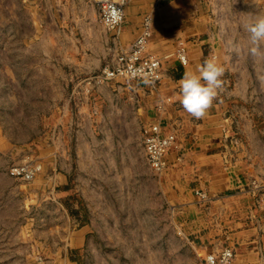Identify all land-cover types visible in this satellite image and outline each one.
<instances>
[{
    "label": "crops",
    "instance_id": "obj_1",
    "mask_svg": "<svg viewBox=\"0 0 264 264\" xmlns=\"http://www.w3.org/2000/svg\"><path fill=\"white\" fill-rule=\"evenodd\" d=\"M261 14L264 0H127L120 27L108 29L93 0H0V100L11 108L4 119L13 147L5 150L35 149L44 166L61 154V144L77 147L83 135L89 149L97 134L120 144L141 141L154 122L173 128L176 142L159 177L204 254L230 246L232 264H264V203L248 164L258 136L246 106L252 81L237 68L239 46H251L244 26ZM145 15L152 22L147 50L161 60V82L150 87L122 77L98 81L112 53L138 34ZM179 42L185 65L176 55ZM209 58L225 69L223 90L196 119L180 103L179 81ZM236 131L245 147L228 159L223 136ZM195 189L208 199L200 201Z\"/></svg>",
    "mask_w": 264,
    "mask_h": 264
},
{
    "label": "rangeland",
    "instance_id": "obj_2",
    "mask_svg": "<svg viewBox=\"0 0 264 264\" xmlns=\"http://www.w3.org/2000/svg\"><path fill=\"white\" fill-rule=\"evenodd\" d=\"M245 40L250 44L249 38ZM251 46H239L237 68L252 81L246 87V106L258 136L248 164L260 201L264 194V56H252ZM6 110H11L10 105L0 100V264L205 263L204 259L201 263L205 254L198 235L195 238L175 202L166 196L159 172L146 162L142 139L106 143L105 136L97 134L86 149L83 135L77 147L61 144L58 159L43 166L35 149L5 150L13 148L5 138ZM233 135L223 139L226 155L245 147L241 134ZM22 163L39 164L40 170L32 179L11 175L10 169ZM259 213L264 220V204ZM260 234L264 241V229Z\"/></svg>",
    "mask_w": 264,
    "mask_h": 264
},
{
    "label": "built area",
    "instance_id": "obj_3",
    "mask_svg": "<svg viewBox=\"0 0 264 264\" xmlns=\"http://www.w3.org/2000/svg\"><path fill=\"white\" fill-rule=\"evenodd\" d=\"M127 0H93L96 4L101 22L108 29H118L124 19V8ZM151 18L145 15L142 18L138 34L131 40L128 47L123 50L114 51L109 66L103 67L97 78L110 80L122 77L135 81H144L150 87H156L162 80L163 71L161 60L158 56L147 50L148 39L151 33ZM176 55L182 65L187 63L185 45L178 43ZM89 83L91 81H88ZM94 82V80L92 81ZM231 134H225L224 138ZM234 136V135H233ZM176 132L173 128L165 130L158 122L150 124L144 130L142 143L145 158L150 167L160 172L166 167V154L176 142ZM236 143L235 140H231ZM40 165L22 163L10 169L13 176L23 179H32ZM194 193L200 201L208 199L205 191L195 189ZM264 201V194L261 196ZM234 249L230 246L222 247L218 252H210L205 255V264H232Z\"/></svg>",
    "mask_w": 264,
    "mask_h": 264
},
{
    "label": "clouds",
    "instance_id": "obj_4",
    "mask_svg": "<svg viewBox=\"0 0 264 264\" xmlns=\"http://www.w3.org/2000/svg\"><path fill=\"white\" fill-rule=\"evenodd\" d=\"M249 33L250 54L264 56V14L252 17L245 26ZM225 69L215 59L209 58L196 72H186L179 81L180 103L183 109L196 119L203 118L223 90Z\"/></svg>",
    "mask_w": 264,
    "mask_h": 264
},
{
    "label": "bare ground",
    "instance_id": "obj_5",
    "mask_svg": "<svg viewBox=\"0 0 264 264\" xmlns=\"http://www.w3.org/2000/svg\"><path fill=\"white\" fill-rule=\"evenodd\" d=\"M120 47V46H119Z\"/></svg>",
    "mask_w": 264,
    "mask_h": 264
}]
</instances>
